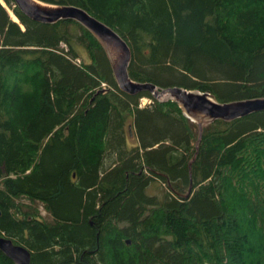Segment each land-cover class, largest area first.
Segmentation results:
<instances>
[{
	"label": "trees",
	"instance_id": "obj_1",
	"mask_svg": "<svg viewBox=\"0 0 264 264\" xmlns=\"http://www.w3.org/2000/svg\"><path fill=\"white\" fill-rule=\"evenodd\" d=\"M39 1L117 31L134 81L264 98V0ZM3 2L19 22L0 1V236L30 264H264V111L205 125L193 161L178 102L124 92L80 22Z\"/></svg>",
	"mask_w": 264,
	"mask_h": 264
},
{
	"label": "water",
	"instance_id": "obj_2",
	"mask_svg": "<svg viewBox=\"0 0 264 264\" xmlns=\"http://www.w3.org/2000/svg\"><path fill=\"white\" fill-rule=\"evenodd\" d=\"M0 1L6 7L3 0ZM14 3L25 15L38 22L55 23L63 19H73L89 29L107 50L118 85L124 92L137 94L149 91L157 99L164 100L166 97L178 102L184 114L199 125L197 152L193 161L197 157L205 125L218 119L233 121L255 112L264 111V98L221 103L216 101L209 92L182 87L162 89L152 83L134 81L129 75L132 51L128 43L117 31L91 16L84 9L75 5H50L39 0H14ZM191 191L192 187L188 195L191 194ZM0 250L16 264L31 263V251L21 244L14 243L4 235L0 236Z\"/></svg>",
	"mask_w": 264,
	"mask_h": 264
},
{
	"label": "rangeland",
	"instance_id": "obj_3",
	"mask_svg": "<svg viewBox=\"0 0 264 264\" xmlns=\"http://www.w3.org/2000/svg\"><path fill=\"white\" fill-rule=\"evenodd\" d=\"M3 2V1H2ZM6 8H7V6H6ZM8 10H9V12H10V14H11V16H12V14L15 16V14L9 9V8H7ZM12 18L14 19V17L12 16ZM17 18V17H16ZM14 20H17L18 22H19V19L17 18V19H14ZM166 99H168V98H165L164 100H166ZM141 102H142V104L143 105H145V104H147V103H149L150 101H149V99L148 98H143L142 100H141ZM154 192H155V190H153ZM26 201V200H25ZM27 203H28V201H26ZM35 206L38 208V210H39V212H40V214L42 215V217L43 218H45L46 220H51V216H50V214L45 210V208H44V205L42 204V203H40V202H37L36 204H35Z\"/></svg>",
	"mask_w": 264,
	"mask_h": 264
},
{
	"label": "bare ground",
	"instance_id": "obj_4",
	"mask_svg": "<svg viewBox=\"0 0 264 264\" xmlns=\"http://www.w3.org/2000/svg\"><path fill=\"white\" fill-rule=\"evenodd\" d=\"M12 16L14 17V19H17L16 16H14L13 14H12ZM109 58H110V56H109ZM162 89H163V88H162ZM165 98H166V97H165Z\"/></svg>",
	"mask_w": 264,
	"mask_h": 264
}]
</instances>
